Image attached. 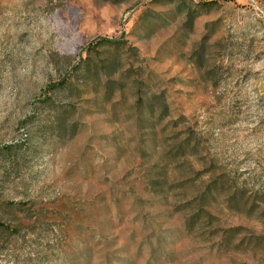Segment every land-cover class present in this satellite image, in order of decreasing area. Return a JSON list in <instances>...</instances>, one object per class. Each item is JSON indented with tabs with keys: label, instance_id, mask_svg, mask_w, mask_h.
Listing matches in <instances>:
<instances>
[{
	"label": "rangeland",
	"instance_id": "rangeland-1",
	"mask_svg": "<svg viewBox=\"0 0 264 264\" xmlns=\"http://www.w3.org/2000/svg\"><path fill=\"white\" fill-rule=\"evenodd\" d=\"M0 264H264V0H0Z\"/></svg>",
	"mask_w": 264,
	"mask_h": 264
},
{
	"label": "trees",
	"instance_id": "trees-1",
	"mask_svg": "<svg viewBox=\"0 0 264 264\" xmlns=\"http://www.w3.org/2000/svg\"><path fill=\"white\" fill-rule=\"evenodd\" d=\"M90 47H88L87 49H89Z\"/></svg>",
	"mask_w": 264,
	"mask_h": 264
}]
</instances>
